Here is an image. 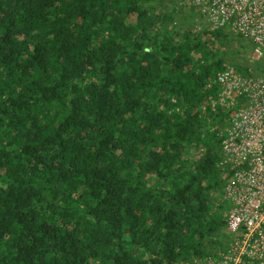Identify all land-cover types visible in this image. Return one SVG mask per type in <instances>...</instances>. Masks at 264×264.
<instances>
[{"label":"trees","instance_id":"trees-1","mask_svg":"<svg viewBox=\"0 0 264 264\" xmlns=\"http://www.w3.org/2000/svg\"><path fill=\"white\" fill-rule=\"evenodd\" d=\"M171 4L0 0V264H197L225 248L230 121L209 97L228 65L256 72L230 57L240 35L175 24Z\"/></svg>","mask_w":264,"mask_h":264},{"label":"built area","instance_id":"built-area-1","mask_svg":"<svg viewBox=\"0 0 264 264\" xmlns=\"http://www.w3.org/2000/svg\"><path fill=\"white\" fill-rule=\"evenodd\" d=\"M175 4L201 9L209 30L229 29L251 43L253 62L264 58V0ZM217 83L208 108L212 113L223 109L230 121L220 133V165L231 171L221 197L229 208L230 236L224 249L197 264H264V70L246 75L230 64L218 74Z\"/></svg>","mask_w":264,"mask_h":264},{"label":"rangeland","instance_id":"rangeland-1","mask_svg":"<svg viewBox=\"0 0 264 264\" xmlns=\"http://www.w3.org/2000/svg\"><path fill=\"white\" fill-rule=\"evenodd\" d=\"M171 11H174L177 14V21L175 24H178L177 22L180 20H184L187 24H189V21H192L195 24V29L203 31L205 28H207V25L204 22L203 14L201 9L191 8V9H185V8H178L176 4H171L169 7ZM190 16V17H189ZM188 18L190 20H188ZM183 28V27H182ZM219 29L218 31H220ZM229 30V29H228ZM242 37V36H241ZM233 50L231 51V58L234 60V62H239L242 65H249V68L251 67L253 71L256 73H260L263 70L259 69V65L262 67L264 65V58L257 60L254 59V62L252 61L253 55V46L251 43H249L245 38L242 37L240 41L236 44H232ZM235 52V53H234ZM235 66V65H234ZM230 236V231H227V237Z\"/></svg>","mask_w":264,"mask_h":264}]
</instances>
